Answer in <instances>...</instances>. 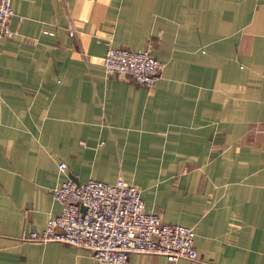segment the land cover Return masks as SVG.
I'll list each match as a JSON object with an SVG mask.
<instances>
[{"label":"crops","instance_id":"0c3cea01","mask_svg":"<svg viewBox=\"0 0 264 264\" xmlns=\"http://www.w3.org/2000/svg\"><path fill=\"white\" fill-rule=\"evenodd\" d=\"M11 8L14 35L0 38V264H94L84 249L21 236L60 212L51 189L67 178L119 177L148 212L192 228L196 264H264V0ZM108 47L148 49L164 64L154 89L107 77ZM129 263L189 264L139 253Z\"/></svg>","mask_w":264,"mask_h":264},{"label":"built area","instance_id":"2783aa9c","mask_svg":"<svg viewBox=\"0 0 264 264\" xmlns=\"http://www.w3.org/2000/svg\"><path fill=\"white\" fill-rule=\"evenodd\" d=\"M13 15L11 0H0V38L13 37L9 27ZM42 33L54 34L51 30ZM68 35L74 36L72 27ZM102 64L107 77L124 78L147 90L154 89L164 68L148 49L122 47H108ZM58 169L65 171L67 165L61 162ZM51 194L59 202L60 212L49 217L41 230L22 234V240L84 249L94 264H130L133 253L160 255L169 262L179 258L189 264L198 261L192 228L165 222L148 212L140 189L121 177L113 183L95 179L78 183L67 178L52 188Z\"/></svg>","mask_w":264,"mask_h":264}]
</instances>
